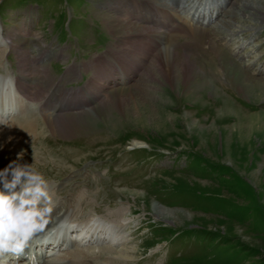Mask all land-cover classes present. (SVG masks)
<instances>
[{
	"label": "rangeland",
	"instance_id": "1",
	"mask_svg": "<svg viewBox=\"0 0 264 264\" xmlns=\"http://www.w3.org/2000/svg\"><path fill=\"white\" fill-rule=\"evenodd\" d=\"M128 1L0 0V26L13 44L6 52L0 48V88L7 72L17 75L21 67L32 90L43 83L45 94L56 81L62 97L92 83L95 96L87 107L59 113L61 123H55L65 134L43 124L40 112L31 114L38 115V137L4 156L0 168L21 153L49 180L53 205H69L72 221L104 220L118 230L116 244L82 245L89 256L84 264H102L120 252L123 264H264V123L257 119L260 127H253L245 150L234 143L227 151L220 128L234 119L216 116L225 100L234 109L264 113V101L244 96L236 83L238 75L242 82L264 83V0H228L210 26L187 22L173 34L159 1L139 0L151 2L141 9L131 0L136 13L159 16L173 35L170 47L190 62L189 78L181 81L178 73L174 83L160 71L159 47L136 42L151 40L154 32L143 28L155 25L130 16L136 13L124 16ZM115 17L133 29L112 31L106 20ZM114 51L119 62L132 52L123 68L131 78L124 84L112 71L118 67L114 58L103 62L111 70L92 64ZM46 54L56 57L39 70L35 62ZM45 67L47 78L33 73ZM139 114L152 123L136 121ZM22 119L16 112L4 123ZM153 205L195 217L167 220Z\"/></svg>",
	"mask_w": 264,
	"mask_h": 264
},
{
	"label": "bare ground",
	"instance_id": "2",
	"mask_svg": "<svg viewBox=\"0 0 264 264\" xmlns=\"http://www.w3.org/2000/svg\"><path fill=\"white\" fill-rule=\"evenodd\" d=\"M132 1H135L134 5L136 4V1H137L141 9H143L144 6L151 4V2L149 3V1H145L146 2L145 4L139 0H132ZM132 1L129 0L128 2L125 3V7L128 8V10L124 11L125 13L124 16L127 15L128 13L137 12L138 8L130 9V7L134 6V5L131 6ZM156 1H159V4H162V8L164 9V11H166L167 19L171 22L169 25V28H171V33L173 34L172 31H174L175 27H179L177 28L178 29L177 31H182L185 27L184 24H187V22L192 23V26H195V27L200 26L201 28H206L210 26V24H213V22H215L217 18L223 13L224 11L223 6L225 3H227L228 0H156ZM109 2L107 4H109ZM174 2L176 5L175 7L171 6L172 7L171 8L169 5L174 4ZM157 7H160V5H157ZM108 8L112 10L110 7ZM121 11L122 9L121 7H119V12ZM112 12H114V10H112ZM139 14H140V17L138 16ZM139 14L138 13L131 14L130 16H136L138 20L139 18L145 17V21H150V23H154L155 26L147 27V29L143 28L144 32H150V30L151 32H154L150 34L151 40H148V38L142 37V38L136 39V42L138 44H142V43H146L150 41L151 45H156L157 47H159V50H160L159 51V60H160L159 64L161 65L160 71L162 75H164L165 77H168L169 80H172L171 83H174L175 80H177L178 73L183 74V79L181 77L179 78V80L185 81L186 79H188L192 66L185 56L176 54L173 48L170 47L171 44L173 43V40H172L173 38H171L173 35H170L169 28L162 26V24L160 23L162 20L159 18L158 15H156V18H149L148 15L142 16L143 15L142 12H139ZM106 22L108 23L109 27L113 26L112 31L114 32L118 30H122V29L123 30L133 29L131 26L123 27V24L120 22V18H116V17L113 19L109 18L106 20ZM142 22L146 23L144 21ZM199 33H202V32H199ZM7 38L8 37H6L5 35L4 28L0 26V48H4L5 49L4 52H6V50H10L11 48H13V44L11 40L9 38L8 40ZM17 53H18V50H17ZM0 54H2L4 57L3 53H0ZM116 55H118L116 51H114L113 54H109V55L103 54L99 56L98 59L94 61L92 64L98 69L111 70L110 68H103L105 66V65L103 66V62H104V58H107V59L114 58L118 62V67H117V70L113 69L112 71L115 72L120 78V80L118 79L116 80H118L119 82L121 81L120 83L124 84L126 83L128 79L131 78V76H128L124 73L123 68L124 66H126V63L131 62L130 60L132 58L131 57L132 52L130 54L125 53L123 60L121 62H119L116 59ZM54 57L56 56L46 54L40 61L35 62V63L39 64L38 68L40 70V68H42L43 65H45L48 61L50 62V60L54 59ZM90 69H91V66H89V70ZM47 70L48 68L45 67L41 71L35 70L33 73L34 74H36L37 72L39 74L41 73V76H44V78H47L49 75ZM10 73L12 74V72H7L4 75L3 77L4 83L2 85V88H0L1 89L0 90V126H1L0 127V160H2L4 156L10 155L11 153L19 150L25 145H28L29 143L33 142L35 137H38V134H39L38 129L40 126H38L39 119H36L35 116H38L39 112L41 114L38 116V118L41 119L43 124H47L51 126L52 127L51 129H53L55 132L57 131L59 133L64 132L65 134V130L62 129L63 127L55 123V121H58V120H60L58 122L61 123V116L59 115V113L60 112L62 113L63 111H66V110L87 107V105L92 104L95 100V96L92 95V92H91V89L94 87L92 83H88L83 88H80V89H75V90L68 89L64 92L62 97H60L58 95L59 85L56 84V81L53 82L52 86L51 87L49 86V90L45 94H43V91L46 88H48V86L47 85L43 86V83H42V85L37 86V89L32 90L33 86L28 82V73L24 71L21 67L19 68L17 75L12 76L13 74L11 75ZM21 73H27L26 75L27 77L24 75L19 76ZM236 78H238L236 83L242 84L241 86L243 89L244 96L248 97L252 101H264V83L263 82L257 79H250L246 82H242L241 75H238V77ZM93 82H94V79H93ZM104 82L114 83L113 81L109 79H107V81H104ZM180 85L181 83H179L177 87L179 88ZM202 87L203 85L201 86V88ZM213 92L216 93L215 91ZM133 99L134 97H131V100ZM34 102L38 103L37 107L34 106ZM132 104H135V103L133 102ZM136 107L137 105L129 106L127 113L130 116H132V114L134 115L135 114L134 111L136 110ZM234 107L236 106L232 102H230L229 100H225L224 106L216 114L217 118L220 121L225 120L227 118H230L232 120L234 119L231 126H222V128H220L223 142L229 143L228 147L226 146L225 148V150L227 151L232 150V146L234 143L237 148H241L242 150H245L243 148V145L248 144L250 142V139L253 136V129H254L253 127L259 126V125H255L257 122V119H259L258 121H261L264 123V113H257V114L248 113V112H245L237 108L234 109ZM142 109H145V108H142ZM16 112H18L19 115L23 116L24 119L26 120L22 119L24 120V121L21 120L22 122L14 120V121H10V123L5 124L4 122L9 117L15 116ZM43 112L44 114H42ZM57 112H58V116L55 115V113ZM33 113L38 114V115H31ZM46 113H49V114L46 115ZM92 114H93V110H92ZM218 119L216 120L214 125H216V123L218 122ZM136 121L144 122L146 124L152 123L150 121V118L148 117L145 118L141 116L140 114L138 118L136 119ZM15 122H18V123H15ZM8 126H11V127H8ZM233 148L235 147L233 146ZM154 208H156L158 213L167 220L176 218V214H179L177 216H178V219L182 220V223L184 222L185 219H187V222H188L189 218L195 217L194 215H191L187 212L168 211V210L159 208L158 206H154ZM52 214L54 215V217L51 218L50 216H52ZM71 218H72V212H70V207L68 204H55L53 205L52 212L48 216L47 224L45 225L44 229L40 233L47 234V233L52 232L55 229L57 223L60 222L61 220H66L70 224V221H72ZM90 222L91 220L87 222L85 221L86 224L84 223V225H82L83 231L87 227L88 228L95 227L96 224L92 225L90 224ZM88 234H89V231H87L86 235L89 236ZM101 235L102 234H100V237H99V233H98V237L95 238L96 241L95 239H93V236H92L91 239L95 241L93 243L96 244L100 242V240L104 242L106 238L101 237ZM72 236H73V233L69 229H67L65 232H62V234H60L58 237L59 241L56 246L57 250L56 249L53 250L54 254L52 255H47V252H46V254L42 256H36V260L38 261V264H74V263L84 264V261L89 259V256L88 254H86L87 252L84 253V250L82 251L80 245L82 244V241H85V240L84 239L73 240ZM114 237H116L115 240L117 242H119L122 238L120 235H118V233H116ZM115 240L113 241V239L111 240L109 239V241L106 240L105 242L109 244H116L117 242H115ZM62 249L69 250L70 252L69 256H65L61 254L60 251ZM20 254L17 256H14L12 254H7L9 258V264H32L30 260L28 261V259H24V258L22 259V257H20ZM119 254L120 255L108 257L109 261L104 262L102 264H119V263L123 264L122 261L120 262L121 258H123L121 257V252ZM16 258L18 259L19 263L14 262ZM74 258L75 260L79 262L76 263L74 261ZM65 259H67V261H65ZM90 262H91V259H90Z\"/></svg>",
	"mask_w": 264,
	"mask_h": 264
},
{
	"label": "clouds",
	"instance_id": "3",
	"mask_svg": "<svg viewBox=\"0 0 264 264\" xmlns=\"http://www.w3.org/2000/svg\"><path fill=\"white\" fill-rule=\"evenodd\" d=\"M53 209L49 180L21 153L0 168V264L19 255L41 232Z\"/></svg>",
	"mask_w": 264,
	"mask_h": 264
}]
</instances>
